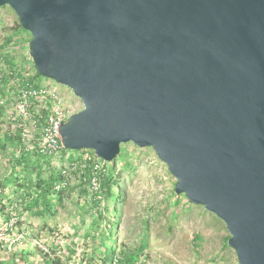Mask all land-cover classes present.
<instances>
[{
    "label": "water",
    "instance_id": "obj_1",
    "mask_svg": "<svg viewBox=\"0 0 264 264\" xmlns=\"http://www.w3.org/2000/svg\"><path fill=\"white\" fill-rule=\"evenodd\" d=\"M31 33L38 73L84 108L64 148L114 161L152 147L176 194L226 224L240 264H264V0H0Z\"/></svg>",
    "mask_w": 264,
    "mask_h": 264
},
{
    "label": "rangeland",
    "instance_id": "obj_2",
    "mask_svg": "<svg viewBox=\"0 0 264 264\" xmlns=\"http://www.w3.org/2000/svg\"><path fill=\"white\" fill-rule=\"evenodd\" d=\"M18 24L15 11L8 5L3 6L0 11V143L5 133L13 135L19 128H22V140L10 142L7 149L0 147L1 183L11 172V157L18 155L21 147L38 146L42 127L37 121L45 109L51 111L60 103L67 114H73L84 108L72 89L37 74L29 55L31 33ZM28 79H34L35 84L46 89L48 107L38 103L25 125L13 120V111L17 107V89L27 85L24 80ZM121 153L112 161L118 178L121 176L122 187L116 204L118 223L112 229L118 252L133 251L145 239L146 248L134 264H240L235 250L228 245L230 233L225 222L203 205L192 203L184 194H176V177L152 147H138L129 142L122 145ZM69 155H73L72 160ZM79 156L80 159H74ZM90 157L88 151L60 152L50 157L53 167L65 177L61 187L65 192L61 198L53 199V214L46 218L35 214V208H28L25 198L30 197L25 190L18 191L15 180L9 182L7 190L0 195V208L6 206L0 212V243L4 242L0 246V264H44V253L59 256L63 264H100V256L93 248L94 236L114 216L108 214L100 227L93 224L94 191H99L100 185L97 178L86 180L80 170ZM104 162L112 163L96 160L94 168L100 170ZM95 184L98 189L93 187ZM13 211L18 218L13 216L11 221L7 220V214ZM15 221L18 222L11 232ZM21 250L25 251L24 256Z\"/></svg>",
    "mask_w": 264,
    "mask_h": 264
},
{
    "label": "trees",
    "instance_id": "obj_3",
    "mask_svg": "<svg viewBox=\"0 0 264 264\" xmlns=\"http://www.w3.org/2000/svg\"><path fill=\"white\" fill-rule=\"evenodd\" d=\"M21 29L20 24H18ZM10 41L9 39H7ZM39 76H42L38 73ZM24 83L27 85L38 86L34 83V79L24 80ZM51 113L50 109H45L43 111L40 121H37V125L42 127L44 124L45 118L49 116ZM22 128H19L13 135L5 133L3 136V141L0 143V147L7 149L10 142L21 143L22 135L20 132ZM1 140V139H0ZM9 143V144H8ZM80 151H88L91 152V157L88 161H86L85 166H81V174L87 180H91L92 178H97L99 182V191H94V205L95 212L93 216V224L97 227H100L103 221L108 217V214H113L114 219L110 221L105 228H101L100 231L94 236V252L100 256V264H134L136 258L142 256L146 248V240L143 239L142 243L135 250H127L123 249L120 252L117 251V240L115 234L112 232V229L117 221V208L116 204L119 201L118 198H121L122 187L121 180L118 178L117 174L114 171L113 163H105L104 167L100 170L94 168L96 166V160L103 161L101 158L97 157L93 150L91 149H81V150H70L64 148L62 150L63 154L72 153V152H80ZM61 152V153H62ZM122 152V150H121ZM122 155L120 153L118 158ZM73 155H69L70 160L73 159ZM50 157L44 155L40 152L39 147L37 145H29V147H21L18 155H13L10 160V164L12 165L11 172L9 176L6 178L4 182L0 181V188L2 195L6 190L7 186L10 184L9 182H13L15 180L18 185V191L25 190L28 193L29 199L25 198V203L27 204L29 209L35 208V214L40 217L46 218L47 216H51L53 214V209L55 207V202H53L54 198H61V195L65 192V188H57V185L65 182V177L62 174V171L57 170L53 167ZM81 157L74 158L75 160L80 159ZM125 160V158L122 156ZM73 162V161H71ZM48 163V164H47ZM125 164L128 162L125 160ZM25 180L24 183H21V180ZM24 200V198H23ZM6 209L5 205H2L0 208V212H3ZM17 217L16 213L13 211L9 212L6 216L7 220H12V217ZM16 218V220H17ZM16 222L10 227L11 232L14 230V226ZM91 236V233H88ZM199 237V235H197ZM4 244V242L2 243ZM0 243V246L2 245ZM98 244V245H95ZM23 256L25 254L24 250H21ZM30 251L26 252L29 254ZM44 264H63L59 256L51 257L47 253H44Z\"/></svg>",
    "mask_w": 264,
    "mask_h": 264
},
{
    "label": "built area",
    "instance_id": "obj_4",
    "mask_svg": "<svg viewBox=\"0 0 264 264\" xmlns=\"http://www.w3.org/2000/svg\"><path fill=\"white\" fill-rule=\"evenodd\" d=\"M16 101L17 107L13 111V114H15L13 120L25 125L27 118L31 116V110L38 103L44 105V108L48 107L46 89L43 86L25 85L19 87L16 92ZM51 102L54 106V101ZM70 115L66 113L64 106H61L60 103L55 105L54 109L53 107L51 108V113L45 118L41 128L40 142L38 144L41 153L47 156H55L57 153L62 152L64 147L61 142L59 128L61 123L66 121ZM62 186H64V182L58 184L57 188ZM93 187L98 189L96 184Z\"/></svg>",
    "mask_w": 264,
    "mask_h": 264
}]
</instances>
